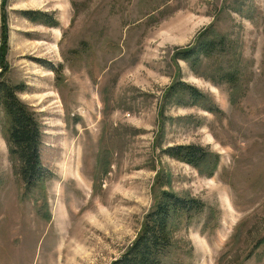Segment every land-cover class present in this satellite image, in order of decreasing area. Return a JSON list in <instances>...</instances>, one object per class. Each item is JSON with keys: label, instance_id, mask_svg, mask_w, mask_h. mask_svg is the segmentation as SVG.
Masks as SVG:
<instances>
[{"label": "rangeland", "instance_id": "1", "mask_svg": "<svg viewBox=\"0 0 264 264\" xmlns=\"http://www.w3.org/2000/svg\"><path fill=\"white\" fill-rule=\"evenodd\" d=\"M202 35L227 50L182 58ZM0 74L48 175L26 188L0 111V264H109L163 190L206 203L172 231L182 264H264V0H0ZM188 144L218 160L165 152Z\"/></svg>", "mask_w": 264, "mask_h": 264}, {"label": "trees", "instance_id": "2", "mask_svg": "<svg viewBox=\"0 0 264 264\" xmlns=\"http://www.w3.org/2000/svg\"><path fill=\"white\" fill-rule=\"evenodd\" d=\"M38 13L45 16V24H55L41 12H28V18L37 21L34 14ZM197 39L194 46L180 52L182 58L192 61L193 64L198 62L201 56H209L215 52V49L227 50L224 37L202 35ZM5 69L6 66L3 65L2 73ZM3 76L0 74V111L7 119L6 139L9 153L19 163L18 171L26 188L32 189L43 184L48 177L39 150L42 136L40 124L26 104L17 97L16 91L21 90L22 85H13ZM225 77L234 83V73ZM174 87V90L189 91L194 101L201 96L185 83L175 84ZM165 152L170 157L195 167L202 163L208 165L211 160H214V163L218 160L217 155L213 157L203 146L195 144L170 146ZM205 209L206 203L198 197L179 196L170 191H161L144 216L135 238L109 264H182L173 257L175 244L172 231L174 228L189 225L193 217Z\"/></svg>", "mask_w": 264, "mask_h": 264}, {"label": "bare ground", "instance_id": "3", "mask_svg": "<svg viewBox=\"0 0 264 264\" xmlns=\"http://www.w3.org/2000/svg\"><path fill=\"white\" fill-rule=\"evenodd\" d=\"M97 216H103V214L102 213H97ZM96 217V216H95ZM104 217H106V214H104ZM90 218H92L93 219V217L91 216ZM90 218H88V219H90ZM91 219V220H92ZM95 220H96V218H95ZM94 220V221H95ZM100 222H101V219L99 220ZM93 222V221H92ZM97 223H99V222H97ZM63 225H65V223L63 224ZM62 225V226H63ZM64 227V226H63ZM70 240V239H69ZM71 241V243H70V245L72 246L73 245V241L72 240H70ZM73 246H75V245H73ZM69 247V249H70V246H68ZM68 249V248H67ZM68 251V250H67ZM70 252H73V251H71V250H69ZM78 251H80L79 249H76V251L75 252H78Z\"/></svg>", "mask_w": 264, "mask_h": 264}]
</instances>
